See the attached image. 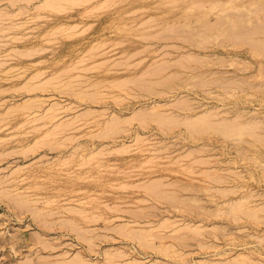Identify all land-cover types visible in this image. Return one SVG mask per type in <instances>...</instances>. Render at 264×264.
Wrapping results in <instances>:
<instances>
[{
	"label": "rangeland",
	"instance_id": "obj_1",
	"mask_svg": "<svg viewBox=\"0 0 264 264\" xmlns=\"http://www.w3.org/2000/svg\"><path fill=\"white\" fill-rule=\"evenodd\" d=\"M41 2L0 0V264H264V0Z\"/></svg>",
	"mask_w": 264,
	"mask_h": 264
},
{
	"label": "bare ground",
	"instance_id": "obj_2",
	"mask_svg": "<svg viewBox=\"0 0 264 264\" xmlns=\"http://www.w3.org/2000/svg\"><path fill=\"white\" fill-rule=\"evenodd\" d=\"M42 1H44V2H41V4H42V6H45V7H47V6H51V7H53V8H59L58 6H59V4H61V0H46V2H45V0H42ZM55 1V2H54ZM58 1V2H57ZM60 1V2H59ZM67 1H69V0H67ZM67 1L66 0H64V2L65 3H67ZM71 2H73V1H75V0H70ZM56 2L58 3V4H56ZM63 2V1H62ZM69 3V2H68ZM64 4V3H63ZM62 4V7L64 6ZM61 7V6H60ZM247 17H248V15H246ZM232 18V17H231ZM250 18V17H249ZM242 19V18H241ZM262 29H263V27H262ZM257 43H258V41H256ZM260 42V41H259ZM262 42L264 43V41H261V44H262ZM257 43H256V45H257ZM263 45V44H262ZM262 45L260 46V45H258V46H260V47H262ZM255 46V45H254ZM242 83H244V82H242ZM162 93H164V92H162ZM190 100V98H189V96H188V94H186V95H182V96H178V97H176V98H174V101H176L177 103H179V104H181V105H183V103L184 102H186V101H189ZM157 103L158 102H154V103H151L149 106H147V109H151V110H155L157 107H159V106H161V105H165L166 104V102H163V104H160V105H157ZM160 103V102H159ZM146 108H141L140 109V111H144ZM237 112L239 111V113L240 112H243V111H241V110H236ZM252 112V111H251ZM254 112V111H253ZM256 114V113H255ZM239 115V114H238ZM237 116V115H236ZM235 116V117H236ZM143 117H145V116H143ZM259 117V116H258ZM158 118H160V119H166V118H168V117H166V116H159ZM254 119L256 118L257 119V116L256 117H253ZM251 119H252V117H251ZM261 119V118H260ZM261 120H263V119H261ZM199 121H201V119L200 118H198V117H196V118H189L188 116L187 117H184L183 118V122H185V123H187L190 127H192V128H194L197 124H198V122ZM251 121V120H250ZM255 122V124H256V122H258V119L257 120H254ZM260 121V120H259ZM248 122V121H247ZM195 123H197V124H195ZM200 123V122H199ZM253 123V124H254ZM250 124V123H249ZM252 124V125H253ZM239 125V124H238ZM241 125H242V123H241ZM241 125H239V126H241ZM246 125H248V124H246ZM250 126V130H254L255 131V129H254V127L257 125V127H255V128H257L256 130H258V125L260 126V125H264V120H263V122L260 124V122H258L256 125H253V126ZM225 126H227V125H224L223 127H225ZM243 126V125H242ZM241 126V127H242ZM244 127V126H243ZM253 127V128H252ZM248 129V130H249ZM260 129V128H259ZM261 130V129H260ZM260 130H258L259 132H260ZM193 131V130H192ZM219 131V130H218ZM252 131H247V133L248 134H250V136L252 135V133H254V132H252ZM257 131V132H258ZM261 131H263V130H261ZM221 132H224L223 130L221 131ZM250 132V133H249ZM243 133H246V132H243ZM257 135V133L254 135V136H256ZM260 135H261V137H260ZM260 135H258L260 138H262V136L264 135V134H262L261 132H260ZM253 136V137H254ZM259 139V138H258ZM260 140H262V141H264V139L262 138V139H260ZM260 140H258V141H260ZM256 141H257V139H256ZM257 143H260V142H257ZM172 199H174V197L172 196ZM242 202V201H241ZM241 202H239V204H241ZM239 204H237L238 206H239ZM253 213V212H252ZM252 213H250V215L252 214ZM82 264H98V263H96V262H88L87 260H85V259H83V257H81V256H78V257H76ZM147 264H160V263H158L157 261H155V260H150V261H148L147 262Z\"/></svg>",
	"mask_w": 264,
	"mask_h": 264
}]
</instances>
